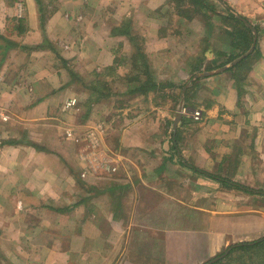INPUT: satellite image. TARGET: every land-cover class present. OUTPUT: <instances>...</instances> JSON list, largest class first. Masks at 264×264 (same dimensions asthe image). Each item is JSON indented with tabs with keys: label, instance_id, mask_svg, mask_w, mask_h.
<instances>
[{
	"label": "crops",
	"instance_id": "obj_1",
	"mask_svg": "<svg viewBox=\"0 0 264 264\" xmlns=\"http://www.w3.org/2000/svg\"><path fill=\"white\" fill-rule=\"evenodd\" d=\"M202 2L0 0L8 264H264V0Z\"/></svg>",
	"mask_w": 264,
	"mask_h": 264
},
{
	"label": "rangeland",
	"instance_id": "obj_2",
	"mask_svg": "<svg viewBox=\"0 0 264 264\" xmlns=\"http://www.w3.org/2000/svg\"><path fill=\"white\" fill-rule=\"evenodd\" d=\"M135 32V31H134ZM131 38L132 39H136L137 37H136V35H134V34H132V36H131ZM138 46V45H137ZM136 45H134V47H133V49H132V51L129 53L130 55H131V61H132V68H137V69H139V67L140 68H143L142 67V64L143 63H141V59H138V56L137 57H135L136 56V54H138L139 53V51L137 50V47ZM63 48V47H62ZM119 49V48H118ZM53 50V49H52ZM117 50V49H116ZM48 51V50H47ZM137 51V52H136ZM120 53H122V51H120L119 53H116L115 55H116V61L118 62V64H117V69H119L120 71H122V69H123V67L125 66V62H127L128 61V58L127 57H124V59L122 58V54H120ZM49 55H51L52 57H53V60L54 59H56V58H54V54L52 53V51H50V54ZM54 61H56V63H59V64H62V62L61 61H59V60H54ZM61 62V63H60ZM53 64H55V63H53ZM118 66H120V67H118ZM57 67V66H56ZM115 68H109V69H104V70H101V72H105V73H110L112 70H114ZM102 80L103 81H106V78H104V79H98V81L96 82V80H94V79H86V81L88 82V85H87V87L88 86H90L91 84L92 85H95L94 86V88H92V90H93V94H94V97H98L99 99H107V97H106V95H103V88L101 87L102 85H103V83H102ZM115 81H118V82H122L121 80H118V79H114ZM122 80H124L125 82H126V84H130L131 82H134L136 79L133 77V76H130L129 78L128 77H126V78H124V79H122ZM133 84V83H132ZM135 84L137 85V83L135 82ZM120 86H122V84H120ZM183 88V87H182ZM106 90V89H105ZM116 90H118V89H113L112 88V91H116ZM89 92H92L91 90H89ZM102 93V94H101ZM113 93V92H112ZM137 93H132L131 92V96L133 97V99H134V101H137V103L138 102H141V103H143V101H142V99L141 98H139V96L138 95H136ZM182 94V89H181V87L179 88V91H178V94H177V92H176V89H171L170 88V86H167L165 89H163L162 91H159V94H158V97L160 96V103H162V106L164 107V109H167L169 112L171 111V109H173V110H175V107L177 106V105H179L180 106V104H181V95ZM138 97L139 99H136V98ZM139 100V101H138ZM182 103H184V101H182ZM187 106V105H186ZM179 108V107H178ZM176 109H177V107H176ZM181 111L183 112L184 111V107H182V109H181ZM196 110H194L193 111V114H194V112H195ZM186 112V111H185ZM121 144V143H120ZM116 146H117V144H116ZM118 147V146H117ZM122 152H123V150H121ZM126 161V160H125ZM130 165H131V163H130ZM132 165H134L133 163H132ZM79 177V176H78ZM87 178H90V176H88V177H79V178H77V181H79V182H77V184H78V189H77V193L79 194V191L81 190V185H82V183H91V182H87ZM82 182H81V181ZM90 184L89 185H87L86 187H88V191H92L91 189H90ZM93 192H95L96 194H97V191H93ZM84 197H88V195L87 194H84ZM47 204V206L48 207H50V208H52V209H56V210H58V208L59 207H61V213H66V212H69L70 211V209H68L69 207L67 206H65L64 204H61L60 202H57L56 204H49L48 202L46 203ZM62 205V206H61ZM87 205V210H88V213H89V204H86ZM36 208V210L34 211V212H36L37 211V208H38V210H41V208L42 207H35ZM75 210V209H74ZM74 210H72V211H70V212H77V211H74ZM37 213H38V211H37ZM150 212H148V214H149ZM233 256H235L234 254H232L229 258H228V260L227 261H225V263L226 264H231V261H232V257ZM4 253H2V251H1V249H0V264H8V261H7V259L5 260L4 258ZM128 257H129V255H128ZM136 257H137V255H136ZM122 258H124L123 256H121L119 259H118V257H117V259H114L113 261H115V264H117V263H119L120 261H122ZM130 259H131V256L129 257ZM138 258V257H137ZM117 262V263H116Z\"/></svg>",
	"mask_w": 264,
	"mask_h": 264
},
{
	"label": "trees",
	"instance_id": "obj_3",
	"mask_svg": "<svg viewBox=\"0 0 264 264\" xmlns=\"http://www.w3.org/2000/svg\"><path fill=\"white\" fill-rule=\"evenodd\" d=\"M196 1H199V2H201V4H203V2H202V0H196ZM176 143V142H175ZM183 163V162H182ZM212 177L214 176V175H211ZM227 181V180H226ZM235 186H236V188H239V189H242V190H245V191H247V189H245L244 187H242V186H240V185H237V184H235ZM255 246H259V247H261V248H264V238H262V239H260L258 242H255L254 243V247Z\"/></svg>",
	"mask_w": 264,
	"mask_h": 264
},
{
	"label": "built area",
	"instance_id": "obj_4",
	"mask_svg": "<svg viewBox=\"0 0 264 264\" xmlns=\"http://www.w3.org/2000/svg\"><path fill=\"white\" fill-rule=\"evenodd\" d=\"M75 100L74 99H70L69 101H67V105H74ZM1 116L4 117L3 113H1ZM193 118L194 119H199L200 118V112L199 111H195L193 114Z\"/></svg>",
	"mask_w": 264,
	"mask_h": 264
},
{
	"label": "water",
	"instance_id": "obj_5",
	"mask_svg": "<svg viewBox=\"0 0 264 264\" xmlns=\"http://www.w3.org/2000/svg\"><path fill=\"white\" fill-rule=\"evenodd\" d=\"M181 104H182V98H181ZM181 104H180V107H179V110H178V112H177V118H176V121H175V124L177 123V121H178V118L180 117V115H181Z\"/></svg>",
	"mask_w": 264,
	"mask_h": 264
}]
</instances>
